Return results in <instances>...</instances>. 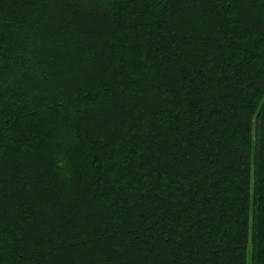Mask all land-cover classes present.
<instances>
[{"label": "trees", "instance_id": "16d2710c", "mask_svg": "<svg viewBox=\"0 0 264 264\" xmlns=\"http://www.w3.org/2000/svg\"><path fill=\"white\" fill-rule=\"evenodd\" d=\"M0 264H264V0H0Z\"/></svg>", "mask_w": 264, "mask_h": 264}, {"label": "rangeland", "instance_id": "374dc122", "mask_svg": "<svg viewBox=\"0 0 264 264\" xmlns=\"http://www.w3.org/2000/svg\"><path fill=\"white\" fill-rule=\"evenodd\" d=\"M247 255H249V252L247 253Z\"/></svg>", "mask_w": 264, "mask_h": 264}]
</instances>
